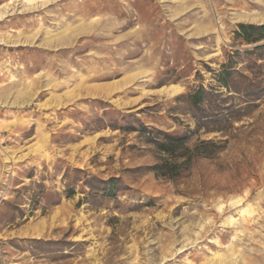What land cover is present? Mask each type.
I'll use <instances>...</instances> for the list:
<instances>
[{"label":"rangeland","instance_id":"obj_1","mask_svg":"<svg viewBox=\"0 0 264 264\" xmlns=\"http://www.w3.org/2000/svg\"><path fill=\"white\" fill-rule=\"evenodd\" d=\"M262 18L264 0H0V264H264V89L212 75ZM147 132L186 135L178 176L151 170L168 155Z\"/></svg>","mask_w":264,"mask_h":264},{"label":"trees","instance_id":"obj_2","mask_svg":"<svg viewBox=\"0 0 264 264\" xmlns=\"http://www.w3.org/2000/svg\"><path fill=\"white\" fill-rule=\"evenodd\" d=\"M237 26L238 29L235 31V36L240 38V40L244 44H251L252 46L248 47V49L243 50L236 49L227 54L226 61L220 64L219 70L212 73V75L214 76V81L217 87L224 88L226 92L230 93L231 91H235L234 89H232L230 82L235 75H239L242 76L245 80L244 84L246 86V90H244L243 92H245L247 95L255 94V92L256 94L262 93L264 89V82L256 81L255 79H250L247 76L241 75V71L240 68H238V65L242 56L247 58L248 56H255L256 60L264 61V57H262L259 53L264 49V42H262L264 40V24L255 25L247 23L238 24ZM248 60L250 62L248 63V65L242 67L243 70L249 72L255 66L262 67L261 64H257L256 60ZM210 95V92L206 91L205 88L200 85L196 90L188 92L187 98L189 100V103L193 107H197L205 100H207V97H209ZM226 98L227 97L224 94H221L222 100H225ZM225 110H229L230 113H224V116H226L227 118H231V116H233V113H231L233 111H230L231 108H226ZM141 127L142 132L147 130L145 126ZM147 135V142L153 143L160 152L168 155V158L160 159V163L154 164L151 170L154 171L155 175L158 176H164L167 178L178 176L181 172L182 164L185 162H176L174 160L183 157L181 149H185V139L187 138L186 135H173L164 133L162 140H159L153 135H150L149 132H147ZM171 158L173 159V161H170L172 160Z\"/></svg>","mask_w":264,"mask_h":264},{"label":"bare ground","instance_id":"obj_3","mask_svg":"<svg viewBox=\"0 0 264 264\" xmlns=\"http://www.w3.org/2000/svg\"><path fill=\"white\" fill-rule=\"evenodd\" d=\"M264 19V18H262ZM177 87L176 85H169L167 86V88L165 89V91L167 92H172L174 90H176ZM239 216L240 217H243L244 219H247V217H249V215L252 213V211L248 208V207H243L239 210ZM229 223H232L236 221V218L234 217H229L228 220H227Z\"/></svg>","mask_w":264,"mask_h":264}]
</instances>
